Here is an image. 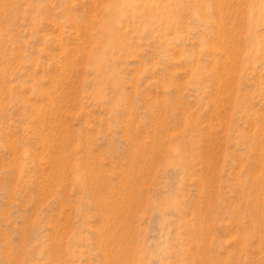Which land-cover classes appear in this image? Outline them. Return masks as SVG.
I'll return each mask as SVG.
<instances>
[{"label": "rangeland", "instance_id": "rangeland-1", "mask_svg": "<svg viewBox=\"0 0 264 264\" xmlns=\"http://www.w3.org/2000/svg\"><path fill=\"white\" fill-rule=\"evenodd\" d=\"M0 264H264V0H0Z\"/></svg>", "mask_w": 264, "mask_h": 264}]
</instances>
